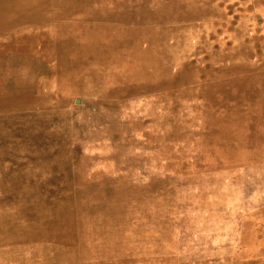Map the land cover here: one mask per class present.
<instances>
[{
    "label": "rangeland",
    "instance_id": "obj_1",
    "mask_svg": "<svg viewBox=\"0 0 264 264\" xmlns=\"http://www.w3.org/2000/svg\"><path fill=\"white\" fill-rule=\"evenodd\" d=\"M0 264H264V0H0Z\"/></svg>",
    "mask_w": 264,
    "mask_h": 264
}]
</instances>
